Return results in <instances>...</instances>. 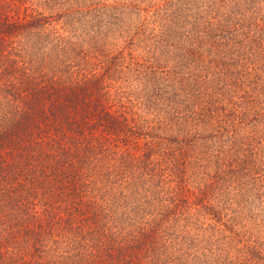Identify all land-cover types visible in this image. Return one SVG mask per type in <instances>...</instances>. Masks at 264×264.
Instances as JSON below:
<instances>
[{"label": "trees", "instance_id": "obj_1", "mask_svg": "<svg viewBox=\"0 0 264 264\" xmlns=\"http://www.w3.org/2000/svg\"><path fill=\"white\" fill-rule=\"evenodd\" d=\"M0 264H264V0H0Z\"/></svg>", "mask_w": 264, "mask_h": 264}]
</instances>
